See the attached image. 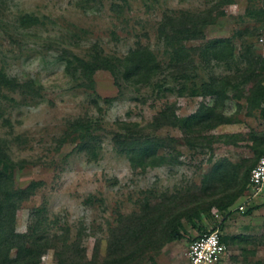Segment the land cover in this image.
<instances>
[{
	"label": "rangeland",
	"instance_id": "1",
	"mask_svg": "<svg viewBox=\"0 0 264 264\" xmlns=\"http://www.w3.org/2000/svg\"><path fill=\"white\" fill-rule=\"evenodd\" d=\"M224 4L0 0V69L38 92L17 84L0 90V135L17 161L8 167L16 186L37 183L16 229L51 238L41 264H58L57 253L75 240L89 264H188L200 227L210 231L224 217L227 250L215 264H264V190L248 185L264 150V0ZM217 5L223 14L209 17L205 39L166 41V18L208 17ZM27 14L38 21L23 23ZM214 39H225L221 57L207 46ZM181 45L188 55L173 58ZM139 46L162 65L147 83L122 70L99 69L88 79L68 61V52L115 58ZM170 104L182 117L208 106L222 123L154 129ZM121 122L165 138L155 165L134 166L119 151ZM175 229L182 238L172 237Z\"/></svg>",
	"mask_w": 264,
	"mask_h": 264
},
{
	"label": "trees",
	"instance_id": "2",
	"mask_svg": "<svg viewBox=\"0 0 264 264\" xmlns=\"http://www.w3.org/2000/svg\"><path fill=\"white\" fill-rule=\"evenodd\" d=\"M231 1L223 0L225 3L223 6L229 5ZM223 6H215V8L218 7L217 10L209 13L208 17L204 14L182 13L166 18L162 24L166 41L174 44L205 39L204 27L210 23L209 17L213 19L223 14ZM205 14L208 13L206 12ZM21 21L23 23H36L38 18L27 14L21 17ZM224 42L225 39H214L209 41L207 46L216 56L221 57L227 50V47H224ZM190 50L185 45L173 48L172 57L177 59L181 54L187 56ZM68 54L71 56L68 58L69 64H73L75 61L78 68L83 71L88 79H92L95 72L99 69H106L114 75L122 70V75L125 79L135 83H147L162 71L161 62L156 53L144 46L131 49L123 57L115 58L97 53L93 59L86 60L73 55V53L68 52ZM233 54V51L230 50V56ZM13 84H17L19 87L25 86V88L32 91L31 93H38L31 82L20 85L15 78H11L5 70L0 69V90L13 86ZM222 119L223 117L216 115L214 109L208 106L189 116L182 117L176 112L175 105L170 104L157 114L152 125L156 130L167 125L193 130L203 123L211 124L212 126L221 124ZM121 125L123 127L122 130L125 129V131H117L114 138L115 145L119 148V151L124 153L134 166L141 164L155 165L157 160H160L159 153L165 138L158 134L141 133L139 130H135L140 127L136 122H121L119 126ZM257 152L259 153V151ZM263 153L264 150L260 153L257 162ZM16 163L17 161L13 160L10 154L9 140L0 135V264H41L42 256L54 244H51L53 241L47 236H38L34 231L32 233H22L16 229L17 211L22 203L31 197L37 185L36 182H32L25 188L16 186L15 180L8 170V167L17 165ZM248 179V185L251 187L250 177ZM253 189L255 190V188ZM225 219L226 217L212 230L218 228L221 231L224 227L223 221ZM200 230L203 234L208 233L202 227H200ZM220 234L221 240L225 243L223 233L221 232ZM172 237L174 239L182 238L176 232V229L172 233ZM57 256L58 264H89L81 241L78 240L73 241V246L61 249Z\"/></svg>",
	"mask_w": 264,
	"mask_h": 264
},
{
	"label": "built area",
	"instance_id": "3",
	"mask_svg": "<svg viewBox=\"0 0 264 264\" xmlns=\"http://www.w3.org/2000/svg\"><path fill=\"white\" fill-rule=\"evenodd\" d=\"M250 186L258 191L264 188V153L250 174ZM240 206V210H244ZM221 231L217 228L194 239L189 247L188 264H215L226 253V244L221 240Z\"/></svg>",
	"mask_w": 264,
	"mask_h": 264
},
{
	"label": "crops",
	"instance_id": "4",
	"mask_svg": "<svg viewBox=\"0 0 264 264\" xmlns=\"http://www.w3.org/2000/svg\"><path fill=\"white\" fill-rule=\"evenodd\" d=\"M263 190H264V188H263Z\"/></svg>",
	"mask_w": 264,
	"mask_h": 264
}]
</instances>
